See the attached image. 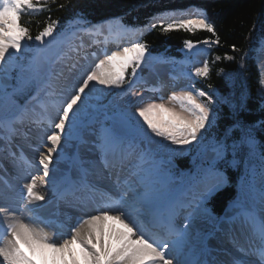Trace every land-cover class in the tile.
<instances>
[{"label":"snow or ice","instance_id":"1","mask_svg":"<svg viewBox=\"0 0 264 264\" xmlns=\"http://www.w3.org/2000/svg\"><path fill=\"white\" fill-rule=\"evenodd\" d=\"M48 4L49 0H43L42 4L35 3L34 0H3L0 3V107L12 105L19 110L15 119L8 123L7 131L10 135L16 133L17 129L13 125L16 122L24 123L26 115L35 111V107L29 109L28 105L35 102L40 108V116L30 122L45 131L47 141V153L41 151L38 160L42 175L32 174L30 170L36 165L23 151L18 157L16 153H12L26 182L19 196L20 207L15 210L19 215L10 212L9 207H0V213L5 217V221L0 223V264H37V261L39 264H247L238 256H233L227 262L218 261L215 257L207 259L211 250L206 245L200 247L194 243L193 222L203 215H210L205 207L207 198L228 182L225 173L216 168V162L225 158L229 147L223 141L213 145V160L209 167L201 169L197 186L203 185V190L196 191L186 204L171 202L164 214L156 210L158 202L166 196L161 186V165L156 160L158 150L176 152L178 149L170 145L179 146L182 150L193 142L202 143L205 139L202 130L206 125L211 126L209 106L213 101L211 95L202 90L189 86L181 89L178 94L174 92L168 99V106L155 102L139 106L138 102L131 116L121 113L119 128L114 125L102 130L95 145L100 152L102 169L94 172V163L77 155L71 160L79 174L77 180L66 181L64 177L56 179L50 175L55 172L52 167L53 153L63 151L60 147L62 140L70 136V128H75L78 116L87 108L92 93L97 91L95 85L121 88L123 90L117 94L120 96L132 94L131 84L137 76V69L146 60L148 45L135 41L110 54L105 53L94 67L86 69L80 75L67 95L63 91L58 93L53 81L63 77L64 71L61 69L54 72L53 65L66 59L63 55L53 59L50 52V46L56 41L53 34L58 21L48 18L43 30L34 38L38 42L34 47L24 43L25 40L31 41L33 37L29 34V28L21 23L26 9L37 11L46 8ZM64 6L59 5L61 8ZM197 13L196 18L167 23L163 21L175 13H163L154 17L149 27L157 28L156 21H160L159 28L164 33L173 29L194 33L197 28H201L216 37L211 41H202L204 44H219V35L207 19L206 12L197 9ZM72 23L86 25L88 22L81 14ZM48 37L52 39L46 40ZM185 46L194 47L191 41H185ZM233 50L238 51L235 46ZM22 52L30 55H16ZM225 58L234 59L232 56ZM21 59L26 60V63H19ZM220 59L221 57H216V60ZM76 66V63L66 65L69 73ZM13 71L17 72V87L12 93H8L4 81L12 78ZM209 73L207 61L195 71L197 77L206 78ZM126 76L131 79H126ZM261 83L264 84V78ZM126 84L128 88H124ZM26 89L34 90L35 95L21 107L13 97L24 93ZM205 97L206 102L201 99ZM52 110L56 112L55 118L50 115ZM136 116L143 120V125L135 121ZM3 127L4 124L0 121V128ZM53 128L55 131H47ZM132 132H135L134 136H131ZM153 137L160 139L154 140ZM165 141L168 143H164ZM242 143L248 149L243 161L245 185H242V191L246 186L249 193L258 192L260 207L257 208L252 203L251 206L242 207L235 215L228 216L226 213L224 218L217 221V228L224 226L222 230L230 237L238 252H244L245 249L240 245L235 232L237 229L241 232L247 229L259 241L260 247L255 251L260 264H264V152L260 151L259 142L253 135H247ZM154 144L155 148L152 147ZM238 147L236 144L231 146L234 156ZM133 156L135 163L130 165L128 176L122 178L119 173L123 171L129 157ZM254 160L259 161L258 187L257 165L253 163ZM232 163H236L235 159ZM104 172L108 173L109 178L115 173L118 189L116 195L102 193L98 202L95 196L78 195L98 192L99 189L89 178L92 175L102 178ZM40 188H46L60 201L70 202L71 197V203L80 206L92 200L95 207L91 213L78 218L67 234L50 232L46 229L61 225L40 214L42 204L33 206L34 202L46 199L45 192L38 190ZM234 205L241 207L239 200ZM177 207L190 209L184 216L182 226L175 223ZM24 212L30 214L27 220L23 218ZM147 217H151V220H147ZM213 220L216 221V218Z\"/></svg>","mask_w":264,"mask_h":264},{"label":"trees","instance_id":"2","mask_svg":"<svg viewBox=\"0 0 264 264\" xmlns=\"http://www.w3.org/2000/svg\"><path fill=\"white\" fill-rule=\"evenodd\" d=\"M34 2L43 3V1ZM60 4L65 6L61 8ZM190 5L200 7L206 12L207 19L219 35V44H204L202 41H211L216 37L201 28H197L194 33L183 29H173L164 33L159 28V24L157 28H147V24L153 17L168 11L182 10ZM81 14L90 24L109 20L118 21L125 27H132L133 30L148 29L137 38V41L146 43L147 55L156 57L155 59L180 60L186 57L188 48L185 46V41H191L194 46L207 45L205 56L210 73L206 78L196 77L193 89L202 90L212 97L213 102L209 106L211 126L206 125L202 130V135L205 137L202 143L193 142L184 149L183 153L177 155L169 154L162 149L158 150L156 160L162 159L160 162L162 179L185 177L186 185L193 186L194 181H197L201 175V169L197 167L204 151L201 150L203 144L208 147L223 141L228 145L225 158L216 163V168L225 173L228 182L224 187L214 191L205 202L209 216L212 219L216 218L217 221L234 206L241 178L245 176L242 167L248 149L241 142L243 136L253 135L259 142L260 151L264 152V123H261L264 121V91L261 72L256 62L260 44L264 41V0H55L54 3L49 0L46 8L37 11L25 10L21 23L29 28V34L33 39L25 40L24 43L33 47L38 43L34 38L39 31L43 30L49 17L58 21L53 34L57 36L58 33L62 34L75 26L82 25L72 23ZM50 39L52 38H46V40ZM63 40L56 39L50 46L53 56L59 52ZM233 46L238 51H234ZM20 54L26 55L28 52ZM217 56L221 59L216 60ZM227 56H232L234 59L228 60L225 58ZM23 63H26V60ZM233 75L237 77L235 86L233 84L234 89L243 92L241 99L234 103L235 107L229 101L233 89L230 76ZM139 78L137 75L131 86L137 84ZM126 79L131 77L126 76ZM124 86L129 87L127 84ZM112 96L113 94H110L106 98ZM201 99L206 102L207 98ZM107 107L110 108L111 116L118 115L120 111L118 108ZM10 112L13 114L14 110ZM119 115L118 120H121V114ZM110 119L104 117L105 128L114 126V122ZM134 135L135 132H132L131 136ZM233 144L239 146L235 156L231 148ZM233 159L236 161L235 164L232 163ZM253 163L257 164L259 161L254 160ZM205 164L202 167H209L207 163Z\"/></svg>","mask_w":264,"mask_h":264},{"label":"rangeland","instance_id":"3","mask_svg":"<svg viewBox=\"0 0 264 264\" xmlns=\"http://www.w3.org/2000/svg\"><path fill=\"white\" fill-rule=\"evenodd\" d=\"M34 1L41 2L43 0H34ZM0 3H3V0H0ZM191 13L195 14L196 12H188V11L186 12L187 15H190ZM193 16L194 17H185V16L179 17V13L176 11L175 15H169L165 20L175 21L178 19H188V18L197 17L196 15H193ZM101 25H103V27H101ZM95 27H98L99 30L97 29V31L103 32L105 36L107 35V33L108 34L111 33V36H109V38L110 37L113 38L116 35L120 36V39L122 40V42L120 41V42L114 43V45L111 46L112 48L111 52L117 49H122L123 47L129 46L130 43L137 41L138 33L136 34L132 30H129L127 28L126 29L122 28L118 23L112 24L111 22H102ZM74 31H77V32L75 34H72ZM71 35L73 36L71 37ZM83 37H84L83 34L78 32L77 26H75L70 31H65L64 33L62 32V34L57 35L56 39H59V40L64 39L63 40L64 43H62L59 47V53L57 56L63 55L67 57L65 53L68 50V47L72 45L73 43L77 42L79 38H83ZM206 47L207 45H196L186 50V53H185L186 57L184 58L190 59L191 61L190 64L188 63L183 64L181 62L180 64H176V62H168L163 58L155 59L156 57H150L146 54L145 62L141 64V67L139 69H137V75L140 77L139 78L140 80L139 82H137V84L131 86L132 94L128 96L117 95L123 90L121 88H109L105 86V88L103 89V93H98V91L97 92L94 91L88 101L87 108L83 110L81 114L78 116L75 128L69 129V132H70V136L68 137L70 139L69 146H68L69 148L68 147L65 148V151L67 152L69 151V153H71L72 155V158L77 155H79V157L81 156L80 158H83V156H85L86 153L94 152V144L92 143V141L97 142L100 134L102 133V130H103L102 123L104 122L103 117L111 118L110 121H113L114 122L113 124L117 128H119L121 125V120H118V118L120 117L119 113L121 114L122 112H125L129 116H131V114L135 111V106L137 105L138 102H139V106H146L148 102L164 103L166 106H168V99L174 92L178 94L181 89L188 88L189 86L193 88L194 80L197 77L195 75V71L198 67H202L203 63L206 61L205 60ZM16 55L17 56L19 55L27 56V55H30V53L26 55H21L20 53H17ZM55 58L56 57H54L53 59ZM256 58H257L256 61H257L259 70L261 72V79H262L264 78V66L261 63V59L264 58V44H260V48H259ZM23 61L24 60L21 59L18 62L23 63ZM59 65H62V63L53 65L54 72L59 71ZM74 71L75 72H73V74L67 79V84L64 83L59 86V88L61 89L62 87L64 88L62 90L58 89L57 91L58 93L59 91H63L65 92L64 95H67V92L68 90H70L69 88H71V85L75 83L74 81H76L77 77H79L80 74H82V73H78L77 69H75ZM16 75H17V72L13 71L11 74L12 78L5 80V86L7 88V92L9 93H12L13 89L17 87V81L15 78ZM236 78L237 77L234 75L230 76L231 81H233L231 82L232 87H233V84ZM262 86H263V91H264V84H262ZM124 88H128V87L124 86ZM110 94L111 95L113 94V96L111 98L110 97L106 98ZM242 96H243V92L236 91L233 87L229 101L231 104L237 103V101H239ZM17 104L19 105V103ZM107 106H112V107L114 106L115 108H118L120 110L118 115L111 116L112 114L110 112V108H108ZM28 107L29 109H32L33 107H35V110L37 108H38L37 110H40L39 106L36 104H29ZM100 107H102V109H99ZM233 107H235V104L233 105ZM13 110L16 113H18L19 111L15 106H12V105H5L3 107H0V121H2L4 125L8 123L9 121H11L9 120L10 118L8 119V117H6L5 115L8 112L13 111ZM37 110L34 112L37 113ZM209 115H210V112H209ZM91 118H94L95 123H92ZM79 121H82V122L79 123ZM135 121H139V124L143 125V120L139 118L138 116L135 117ZM144 127L146 128V125H144ZM31 128L33 129L34 127H31ZM78 129L80 131V134L77 131ZM4 136H5V130L3 127V128H0V148H4L5 146L3 142ZM80 137H83V139H81ZM245 137L246 135L243 136L241 142L244 140ZM80 139L83 142H81ZM153 139L159 140L160 138L153 137ZM164 143H168V142L165 141ZM25 147L28 149H32V147L30 146L28 147L25 146ZM152 147L155 148L156 145L154 144L152 145ZM170 147L178 149V151L169 152L167 149H162V150H164L165 152L169 154H173V155H177V154L184 152V149L180 150L179 146L170 145ZM212 147L213 145L206 147V144H203V146L201 147V150L202 151L204 150V151L202 152V155L200 156V164L198 165L197 169L205 168V166L202 167V165H206L205 163H207V166H210L213 160V156H214V153L212 152ZM196 159L197 158H195V160ZM157 161L162 162V159L160 158ZM68 162H66L64 165V168L62 167L61 169L57 167L54 168L52 166L55 169L54 173L57 175L58 177L57 179L64 177L65 180L68 181L70 174L71 176L73 175V177H75L78 171L74 169L73 170L74 172L72 171L71 173H69L67 169ZM127 163L129 166L135 163V157L134 156L129 157V161ZM256 165H257L256 185L258 187L259 186L258 163ZM242 170L245 173L244 162H243ZM123 171H121L119 174H123ZM37 175H42V171H40ZM244 177L241 178L240 189L236 196V200L239 198V203H241L240 204L241 207H236L234 205L233 207L229 208L228 209L229 213H227L228 216L235 215L236 213L241 211L242 207L251 206L252 203H255L257 208L260 207L258 192H256V195L255 193H249L246 186L244 187L242 191V185H245ZM186 180L187 179L185 177H179V176L172 177V178L168 177L166 179H162L161 186L165 190L166 196L163 200H161V202L162 201L164 202L165 199H168V200L171 199L172 196H174L179 190H184L185 188H189L186 186ZM197 180H199V177ZM166 181H168V183H166ZM194 182H195L194 185L197 186V181H194ZM190 188H191L190 191H188L187 193L185 191L181 192V195L184 197L182 198L184 202L190 201L196 191L198 190L202 191L203 185H199L198 188H193V187H190ZM161 202H158V204L160 205ZM187 210L190 211V209H187ZM200 220L202 222L201 227H200L201 229L199 232L195 233V235L197 236L196 240L198 241L200 240L201 242L205 243V241L207 242V239H209L208 237L210 235H214V234L217 235L218 233L220 234L223 231V230L220 231V229L224 227L223 225H221L219 229L217 228V225L213 227V224L215 223V221L209 215L201 216ZM218 241L221 242L222 238H219ZM225 244L230 245V242H227V243L225 242ZM245 256L248 257L250 260L255 259L247 255ZM248 264H257V263L256 261L255 263H252L250 261V263Z\"/></svg>","mask_w":264,"mask_h":264},{"label":"bare ground","instance_id":"4","mask_svg":"<svg viewBox=\"0 0 264 264\" xmlns=\"http://www.w3.org/2000/svg\"><path fill=\"white\" fill-rule=\"evenodd\" d=\"M186 12L187 11H185V13ZM188 12H196V11L195 10H192V11L188 10ZM90 34H92V33H90ZM90 38H91V36H89V35L85 36L84 38H79L77 42L73 43L72 45H70L68 47V50L65 53L67 57H66L65 61L61 62L62 65H59V71L61 69H63L64 76L53 81L57 91H58V89L62 90L64 88V87H62V89H61V88H59V86L61 84H64V83L67 84V79L73 74V72H75L74 71L75 69L78 70L77 71L78 73H83L86 69H90V67H93L94 63L97 62L99 59H101L102 53H100V49H105L106 53L110 54L111 50H112L111 46H113L114 43L121 41L120 36L116 35L113 38H107L106 39L108 41V44H103L100 47V45L96 44L97 43L96 42V43H94V46L96 45V47H94V46L90 47L91 41H92V39H90ZM93 39H95V38H93ZM95 41H100V40L97 39ZM100 42H102V41H100ZM93 54H95V55H93ZM68 57H70V59H67ZM102 58H103V56H102ZM72 63H76L77 66L71 73H69L66 65H71ZM261 63L264 66V58L261 59ZM79 77H77V79ZM4 84H5V81H4ZM95 87H96L98 93H103V89L105 88V86L99 85V84H96ZM59 92H61V91H59ZM63 93L65 94V92H63ZM38 111L40 112V110H37V112ZM31 112L32 111H30L26 115L25 121L23 124L16 122L13 125L17 129L15 134L10 135L9 132L7 131V126H8L9 122L4 125L5 136H4L3 142H4L5 146H4V148H0V159L1 160L5 159V156H4L5 152L9 153V154L10 153H16V156L18 157L19 153L21 151H23L24 155L30 161H32V163L34 165H36V167H34L33 169L30 170L32 172V174L36 175L40 171H42V169H40L38 166V160H39V155H40L41 151L44 152L45 154L47 153V147H46L47 141H46L45 131L42 128L33 126V124L30 122L27 123V121L31 120L28 118L31 115L30 114ZM50 115L53 118H55L56 112L54 110H52L50 112ZM38 117L39 116H36V115L33 116L34 119L38 118ZM32 126L34 128L35 127L36 128L32 129L31 128ZM23 129H24L25 133H24ZM47 131H55V129L54 128L48 129ZM17 142L20 145L15 144ZM69 142H70L69 138L66 140H62V144L60 147L63 149V151H60L59 153H53V165L52 166L54 168L57 167V168L61 169L62 167L64 168L65 163L69 161L67 164L68 165L67 169H68L69 173H71L74 169L75 170H77V169L72 166V163H71L72 155H71V153H69V151L68 152L65 151V148H67L69 146ZM92 143L94 144V152L93 153H86L85 156L82 155L83 156L82 159L92 161L95 165L93 171L96 172V171L100 170L99 168H101V167H99L101 165L100 152L95 146L96 141H92ZM23 145H26L27 147L28 146L33 147L34 151L27 150L28 148L25 149L26 147L23 148L24 147ZM37 149H39V150H37ZM7 160H9V159H7ZM129 167L130 166L128 165V163H126V165L123 169L124 170L123 174H120V176L122 178L128 176ZM10 168L12 171H14V176L16 177V181H15L16 185L15 186H16L17 192H12L13 190L11 189V187L10 186L8 187L6 185V183L3 182L2 179H0V207H9L10 212H15V210L20 207L19 196H20V193L23 189V184L26 181L24 180L23 174H22L20 168L18 167V165L13 164V166H11ZM50 175L56 179L58 178L55 173L50 174ZM74 175H75V173H74ZM105 176L108 177L107 172H104L102 178L98 177L97 175H92L89 178L91 180V182L93 184H95L96 187L99 189L98 192L93 193L94 195H91V196H95L97 202L99 201L102 193H109L112 195H116L118 193V189H117L116 183H115V176H112L111 178H106ZM71 177H73V175L71 176V174H70L69 179H71ZM69 179H68V181H70ZM96 179L100 180L101 182L94 181ZM38 190L45 192L46 199H45V201L34 202L33 206L42 204L43 208L40 209V214L43 217H46L50 220L55 221L57 225H61L58 228L46 229L50 232L59 231V232H63L65 234H67L70 226H73L78 218L83 216L85 213H91L93 208L95 207V202H93L92 200H88L86 205H80V206H76V205H74V203L64 204L62 201L58 200L54 195H51V193H49L46 190V188H40ZM166 200H168V199H165L164 201H166ZM171 202H176L178 205L180 202H183V199L180 198L179 200H176L175 197H173V200L172 199L170 200V203ZM159 206L160 205L157 204V206H156L157 211L158 210H160L162 212L167 211V209L163 208V207L158 209ZM187 212H188L187 208H184L179 212V215L176 216L180 226L183 225L184 216L187 214ZM15 213H16V215H19V212H15ZM29 215H30L29 213L24 212L23 218L27 220L29 218ZM4 221H5L4 214L0 213V223H2ZM201 223L202 222H201L200 218L196 219L193 222V230H195V231H193L194 243H196L200 247H203L206 245L207 248L211 250L210 256L206 257L207 259H212L213 257H215L216 260H218V261H226L227 262V261H230L233 256H238L241 259H243L244 261H246L247 263H250V261L252 263H255V261L257 264L260 263L259 257L255 251L256 249H258L260 247L259 241H257L255 238H253L251 236V233L247 229H244L243 232H241L240 229H237L235 232V236L238 239L240 245H242L243 248L245 249L244 252H238L236 250V248L232 245L230 237L227 236L224 231H222L220 234L218 233L217 235H215V234L210 235L208 237L209 239L206 238L207 242L205 241V243L201 242L200 240L199 241L196 240L197 236L195 235V233L200 231ZM222 229H223V227L220 229V231ZM219 238H222L221 242L218 241ZM225 242L226 243L230 242V245H226ZM25 250L27 251V249H25ZM77 251H79V250L77 249ZM245 255L253 257L255 259L250 260ZM244 257H245V259H244ZM37 264H39V261H37Z\"/></svg>","mask_w":264,"mask_h":264},{"label":"water","instance_id":"5","mask_svg":"<svg viewBox=\"0 0 264 264\" xmlns=\"http://www.w3.org/2000/svg\"><path fill=\"white\" fill-rule=\"evenodd\" d=\"M34 90L26 89L24 93L17 94L13 98L20 104L23 105L26 101L30 99L32 95H34Z\"/></svg>","mask_w":264,"mask_h":264}]
</instances>
